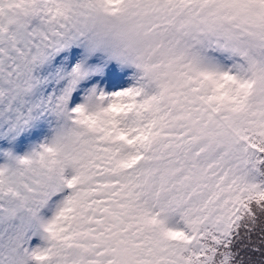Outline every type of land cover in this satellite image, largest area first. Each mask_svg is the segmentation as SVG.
Wrapping results in <instances>:
<instances>
[{
    "label": "snow or ice",
    "instance_id": "1",
    "mask_svg": "<svg viewBox=\"0 0 264 264\" xmlns=\"http://www.w3.org/2000/svg\"><path fill=\"white\" fill-rule=\"evenodd\" d=\"M0 264H264V0H0Z\"/></svg>",
    "mask_w": 264,
    "mask_h": 264
}]
</instances>
